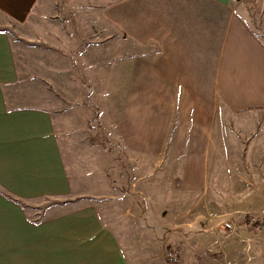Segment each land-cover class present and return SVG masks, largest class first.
<instances>
[{"label":"crops","instance_id":"crops-1","mask_svg":"<svg viewBox=\"0 0 264 264\" xmlns=\"http://www.w3.org/2000/svg\"><path fill=\"white\" fill-rule=\"evenodd\" d=\"M259 10L264 0H0V264H169L177 247L189 264L216 247L264 264ZM228 183L248 184V221L231 233ZM47 199L67 204L33 212Z\"/></svg>","mask_w":264,"mask_h":264},{"label":"rangeland","instance_id":"rangeland-1","mask_svg":"<svg viewBox=\"0 0 264 264\" xmlns=\"http://www.w3.org/2000/svg\"><path fill=\"white\" fill-rule=\"evenodd\" d=\"M261 7V5L259 6ZM255 14V19L254 20V24L256 25V27H258L261 31H264V25H263V14L260 12V10L257 12L255 11L254 12ZM261 15V16H260ZM2 28L6 29L7 31H9L10 33H13V30L12 28L10 27H6V26H2ZM264 33V32H263ZM12 35H15L14 33ZM16 37V35H15ZM116 50L111 47L110 48V51H109V54H110V57H112L114 54H115ZM110 72H111V84L112 82L116 81V74H117V66H116V63L115 64H112L110 66ZM74 95V94H72ZM117 95L116 93H112V94H98V93H94L93 94V102L95 103H98L99 105L101 104L102 106H104L106 108V106H110L112 107L113 105L116 106V103H118V99H117ZM96 113V112H95ZM262 135H260V138H261ZM262 146L260 145V148ZM243 149V148H242ZM262 150V148H261ZM262 158H258L256 157L254 159V162L255 163H259L260 165H262ZM248 161V160H247ZM251 163V162H250ZM214 185V184H212ZM245 186H243L242 184H219L220 186V190H219V195L221 196V200L223 201V205L224 204H227V207H229L230 205V198L233 199L234 197V194H238V208L236 209V212L234 213V215L232 216H229V217H226L224 219H221L222 221L220 222V224L224 223L222 226L225 228V225L226 224H230V225H233V226H237V224H243L245 223L246 221H248V217L247 216V208L244 206V205H241V203L244 202L245 200V196H244V193L245 192V187H247L248 184H244ZM250 185V184H249ZM262 190L260 192V196H264V184H262ZM176 190V188H174ZM212 191H209V196L211 195ZM65 204H67V201L66 200H62L60 202H57V201H54V200H51V199H47L45 201V203H43V205H41L39 211H33L35 213H38V214H43V211L45 212H50L52 211L53 209L57 208L58 207H62L64 206ZM31 209V208H30ZM226 229V228H225ZM228 230V229H226ZM177 249L180 251V254H181V261H183L185 259V262L184 264H189L191 261L193 262V258H194V254L193 252H183L180 250L179 247H177ZM217 247L213 249H209V251H212L211 254H209L208 258L206 259V261H202V264H212V262L214 261L213 259H218L217 262H220L219 259H225V257L223 256V254L221 253H215L217 250ZM206 252V251H204ZM164 256H165V253H164ZM197 259L200 261L199 259V255L197 256ZM190 260V262H188ZM165 261H166V256H165ZM167 263V262H166ZM181 263V262H180ZM214 263V262H213ZM201 264V263H200Z\"/></svg>","mask_w":264,"mask_h":264},{"label":"built area","instance_id":"built-area-1","mask_svg":"<svg viewBox=\"0 0 264 264\" xmlns=\"http://www.w3.org/2000/svg\"><path fill=\"white\" fill-rule=\"evenodd\" d=\"M225 228L228 229L229 233H231L233 230V228L229 224H226ZM211 253H212V251H209V250L206 252H203L199 256L200 260L206 261L209 254H211ZM165 256H166V262L169 264H179L180 263V259H181L180 254L175 249L168 248L166 250ZM219 261L220 262L213 261L214 263L212 262V264H240L237 261H232V260H227V259H221Z\"/></svg>","mask_w":264,"mask_h":264}]
</instances>
